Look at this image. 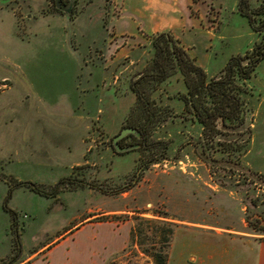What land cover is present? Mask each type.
I'll use <instances>...</instances> for the list:
<instances>
[{
    "label": "rangeland",
    "instance_id": "obj_1",
    "mask_svg": "<svg viewBox=\"0 0 264 264\" xmlns=\"http://www.w3.org/2000/svg\"><path fill=\"white\" fill-rule=\"evenodd\" d=\"M91 1L94 6L107 4L106 0H84L82 6ZM249 1L252 6L258 3ZM238 5L239 0H199L195 4L193 15H203L208 29L203 30L200 25V29L189 31L185 38L194 40L192 54L209 79L220 76L233 57L244 55L262 39L248 18L241 15ZM108 28L109 32H105L108 40L118 38V45L128 44L123 54L129 53L130 60L119 57L111 64L112 68L99 67L91 77L85 71L77 74L75 70H67L64 76L63 71L50 69L33 76L37 96L42 101L52 104L60 100L64 104L65 99L70 100L76 104V116L92 122L85 139L91 148L88 161H83L87 163L67 172L59 166L61 161L57 158H50V162L39 155L32 158L26 147L20 149L22 163L12 160L11 116L1 105L9 104L11 98L17 102H24L25 98L20 87L0 94V247L7 246L11 229L13 233L10 213L13 210L18 216L19 242L26 251L25 257L66 231L101 225L106 230L127 231L131 236L137 220H144L153 222L142 226L144 235L137 236L132 245L130 237L124 249L104 264H155L146 251L161 246L164 228L159 222L174 225L167 264L244 263L247 251L242 238L264 239V60L247 81L248 92L243 96L249 109L246 127L250 130L245 154L234 152L230 156L226 150L243 147L248 136L245 128L226 131L220 126L221 134L212 144L204 136L202 125L185 112L180 96L187 93V87L179 71L156 88L146 86L155 108L162 112L149 128L150 148L137 147L116 154L112 138L121 132L137 102L131 81L138 78L152 53L142 34V9L136 0H127ZM50 51L36 48V58L55 54ZM75 54L78 58L81 54L88 55L84 47ZM42 79L47 84L45 89L41 87ZM55 127L49 133L52 144L65 142L63 146L71 147L68 159L81 161L78 134L62 135ZM42 128L34 124L37 135L44 134L47 139L48 134ZM165 145L169 146L167 157L161 160ZM18 146L21 148L20 142ZM140 166L145 168L140 181L134 184ZM14 175L29 179L45 191H51L66 176L85 180L100 190L76 187L61 190L57 199L44 197L18 186ZM125 188L128 190L124 191ZM99 232L107 235L103 229ZM70 247L74 251L75 245ZM109 252L110 247L106 254Z\"/></svg>",
    "mask_w": 264,
    "mask_h": 264
},
{
    "label": "crops",
    "instance_id": "obj_2",
    "mask_svg": "<svg viewBox=\"0 0 264 264\" xmlns=\"http://www.w3.org/2000/svg\"><path fill=\"white\" fill-rule=\"evenodd\" d=\"M9 1L11 0H5V3L0 4V83L9 82L0 86V94H6L20 87L22 96L25 98L24 102H17L10 97L9 104L1 105V109H8L11 116L10 125L14 134L9 151L11 159L22 163L20 159L23 155L20 149L26 147L32 158L39 155L49 162L52 157L57 158L61 161L59 166L67 169L68 172L88 161L87 154L91 148L85 144V139L90 132L92 122L86 117L76 116L74 113L77 110L76 104L71 103L70 100L65 99L64 104L60 100L52 104L42 101L37 96L33 76L50 69L63 71L64 76L67 70H75L77 74L85 71L86 76L91 77L99 67L112 68L111 64L119 57L130 60L129 53L123 54L128 44L120 47L115 53L113 52L111 41L106 40L102 32L101 18L104 9L100 5L94 6V1L89 2L84 10L71 19L67 15L44 13V9L49 5L48 0H27V17L22 28L23 32L18 29L14 13L6 7ZM136 1L142 9V30L145 33L152 36L162 32H171L181 40L188 53L195 58L191 51L194 40H188L185 36L189 31L200 29V25L203 30L208 28L205 26L203 15H193L194 0ZM146 42L151 48V42L149 40ZM202 45L207 46V43ZM83 47L87 53L89 48L104 49L107 52L106 57L91 59L82 54L79 58L76 57L75 52H80ZM36 48H42L43 51L48 48L55 54L36 58ZM150 50L152 53V49ZM142 72H139V75ZM41 81V87L45 89L47 84L44 83V79ZM62 110L73 113L64 115L61 113ZM36 123L39 128L43 126V133L46 130L47 139L43 137L44 134L37 135L38 130L34 129ZM50 125L52 128L58 126V132L62 131L60 133L62 135L68 132L78 134L81 142L78 154L81 161L71 162L68 159L71 157V147L63 146L65 142L56 141L52 144L53 140L49 136L52 131ZM61 125L62 127H59ZM52 154L53 156H50ZM84 159L86 161L83 163ZM13 177L17 183H30L29 179L19 175ZM24 189L29 190L26 187ZM17 227L20 229L19 225ZM86 227L83 226L76 231H66L27 257H25L26 251L23 250L22 245L20 253L13 252L16 242L11 229V236L7 238V246L0 247V261H8L15 256L14 264H104L114 254L122 251L130 238V233L127 231L120 233L115 230H106L101 225ZM99 229H103L107 235H101ZM242 239L247 251L246 260L242 264H264V239L258 237L257 240ZM66 244L69 247L61 251ZM73 245H75L74 251L70 247ZM109 247L111 252L106 254Z\"/></svg>",
    "mask_w": 264,
    "mask_h": 264
},
{
    "label": "trees",
    "instance_id": "obj_3",
    "mask_svg": "<svg viewBox=\"0 0 264 264\" xmlns=\"http://www.w3.org/2000/svg\"><path fill=\"white\" fill-rule=\"evenodd\" d=\"M238 6L241 15L248 18L252 29L260 33L262 39L244 55L233 57L218 77L209 79L204 69L196 63L194 58L188 55L180 42L169 33H161L153 37L154 57L144 76L136 83H132V89L137 95V103L126 121L128 125L140 131V135L144 126L148 125L146 131L143 132L147 134V143L149 142V128L160 119L162 112L155 108L154 102L145 88L150 85L156 88L179 71L183 75L187 87V93L180 96L184 101L185 112L192 114L198 123L202 125L203 134L208 141L212 144L216 137L221 134L220 126L226 131L245 128L248 136L245 138L243 147L238 150L232 148H227L226 150L229 151L230 156L234 152L243 154L247 152V146L250 142V130L246 127L249 109L243 96L248 92L247 81L252 78L257 67L264 60V2L257 9H252L247 0H239ZM135 113L138 114L133 118ZM146 148H150L149 145ZM168 149V145L163 146L164 154L161 160L166 159ZM143 168L145 166L139 167L134 184L140 181ZM17 184L18 186L28 187L31 191L44 197L52 196L53 198H57L61 190L64 189L72 190L76 187H90L100 190L85 180H76L71 178V176L61 179L51 191H45L42 187L32 183ZM126 190L128 188L124 189V191ZM10 213L13 217L12 228L16 242L13 246V252L17 251L20 253V233L17 227L18 216L13 210ZM137 221L131 232L130 245L134 244L137 236L142 237L144 235L145 229L142 228L143 225L153 223L144 220ZM157 224L164 228L161 232V246L152 252L146 251V253L154 259L155 264H167L174 235V225L166 222ZM256 230L262 231L260 229ZM15 262L16 257L14 256L8 261H0V264H14Z\"/></svg>",
    "mask_w": 264,
    "mask_h": 264
},
{
    "label": "flooded vegetation",
    "instance_id": "obj_4",
    "mask_svg": "<svg viewBox=\"0 0 264 264\" xmlns=\"http://www.w3.org/2000/svg\"><path fill=\"white\" fill-rule=\"evenodd\" d=\"M250 4V7L252 9H257L259 8L262 3L264 2V0H257V5L255 6H252L250 1L247 0ZM49 2V5L44 9V13H54V14H62V15H67L68 17H70L71 19H73L80 11L84 10V8L86 6H82L83 5V2L84 0H76L74 5H73V8H72V12H71V15L69 16L66 12L60 10L57 8V5H56V2L55 0H48ZM71 2V0H62V3L64 5H68L69 3ZM111 7L109 6V3H111ZM126 2L127 0H106V3L105 6L101 5L103 7V14H102V18H101V25H102V32L105 34V32H109V28H108V25L111 21H113L114 19V15L116 16L117 14H120L122 12V10L125 8V5H126ZM195 4L199 2V0H194ZM2 3V0H0V4ZM6 7L7 8H10V10L14 13L15 17H16V21H17V24H18V29L19 31L23 32L24 29L22 30L23 26H24V22L26 20V15H27V0H11L9 1L7 4H6ZM162 33H169L170 35H172L175 39H177L180 44L182 45L181 43V40L176 38L171 32H162ZM142 34L143 36L146 38V40H149L151 42V49H152V56L149 60V62L147 63L145 69L143 70L142 74L138 75V78H136L133 82L131 81V85L132 83H136L140 78H142L144 76V74L146 73L147 71V68L149 67L150 63L152 62V59L154 57V49H153V45H152V42H153V37H155L156 35L158 34H155V35H148L147 33H145L143 30H142ZM161 34V33H159ZM115 35V33H114ZM105 39L108 40L107 36H105ZM118 38L115 39V41L113 39H109L111 42V45H112V49L114 50L113 52L115 53L120 47H124L127 45V43L125 42L123 45L120 44L118 45L117 43H119L117 40ZM117 45V46H115ZM183 46V45H182ZM116 47V48H115ZM184 50L188 53V50L183 46ZM106 50L104 49H94V48H89L88 49V55L86 57L88 58H95V57H100V58H105L106 57ZM188 55L191 57V58H194L192 57L189 53ZM195 59V58H194ZM196 60V59H195ZM196 63H197V60H196ZM198 64V63H197ZM202 68V67H201ZM205 71V70H204ZM5 82V81H4ZM7 82H5L2 86L6 85ZM146 91H147V88H145ZM130 115V114H129ZM129 118V116L126 118L124 124H123V127H122V130L124 128H133L135 130H137L136 128H134L133 126L131 125H128L126 123L127 119ZM148 125L147 126H144V128L142 129V134L137 136L135 134H129L127 135L126 137H124L123 139H121L118 143L120 145V147L122 148H127V147H134L133 150H137L136 148L137 147H143V148H146V146L149 145V143L146 142V138H147V134H144L143 132L146 131ZM121 130V131H122ZM138 131V130H137ZM140 132V131H138ZM121 133V132H120ZM119 133V134H120ZM141 133V132H140ZM118 134V135H119ZM117 135V136H118ZM116 137V136H115ZM115 137L112 138V146H113V150L116 154H125V153H118L114 147V139ZM132 139L133 141L132 142H127L128 140ZM148 144V145H147ZM131 150V151H133ZM129 152V151H128ZM68 177V176H66ZM65 178V177H64ZM59 183V182H58ZM57 183V184H58ZM18 185V184H17ZM25 187V186H23ZM28 188V187H26ZM29 190H31L30 188H28ZM33 192V191H32ZM35 193V192H34ZM58 198V197H57ZM56 198V199H57Z\"/></svg>",
    "mask_w": 264,
    "mask_h": 264
},
{
    "label": "water",
    "instance_id": "obj_5",
    "mask_svg": "<svg viewBox=\"0 0 264 264\" xmlns=\"http://www.w3.org/2000/svg\"><path fill=\"white\" fill-rule=\"evenodd\" d=\"M75 1L76 0H71V2L68 5H64L62 3V0H55L57 8L66 12L69 16L71 15L72 8H73ZM129 134H135L137 136L140 135V133L133 128H124L121 131V133L118 136H116L114 139V147L118 153H125V152L131 151L134 149V147L122 148V147H120V145L118 143L121 139H123L124 137H126Z\"/></svg>",
    "mask_w": 264,
    "mask_h": 264
}]
</instances>
